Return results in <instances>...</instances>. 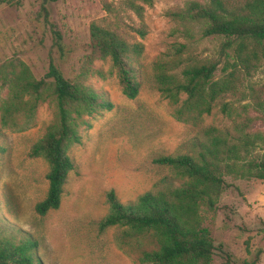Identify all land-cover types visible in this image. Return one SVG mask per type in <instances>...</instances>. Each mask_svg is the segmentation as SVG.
Listing matches in <instances>:
<instances>
[{"label":"rangeland","instance_id":"rangeland-1","mask_svg":"<svg viewBox=\"0 0 264 264\" xmlns=\"http://www.w3.org/2000/svg\"><path fill=\"white\" fill-rule=\"evenodd\" d=\"M124 1H47L45 21L41 0H0V65L20 60L35 78L41 77L50 63L64 77H73L87 51L93 21L116 29L126 40L141 46L133 62L141 72L133 98L122 94L108 59L90 65L104 77L91 72L86 84L102 93L112 108L83 116L84 123L77 128L79 142L67 150L73 168L56 209L43 215L34 211L35 202L46 190L47 163L29 155L31 144L53 118L52 104L40 103L26 129L12 131L0 125V222L15 239L27 235L35 240L39 263L32 264H140L139 251L156 244L147 234L122 238L121 227L98 229V220L108 210L105 192L112 189L117 200L125 203L154 188L164 175L177 184L173 172L153 163L152 158L190 152L191 140L201 127L214 125L232 131V120L238 119L222 113L218 102L209 114L178 121L172 115L175 105L150 86L149 63L175 39L171 34L174 24L164 12L189 0H152L144 7L141 20ZM103 4L114 10H105ZM140 29L142 36L137 31ZM53 31L60 36V49L54 44ZM215 44L214 38L202 39L193 52L210 56ZM222 74L217 69L214 76ZM248 85L264 104V62L249 74H240L239 92L221 101L231 102L235 112L249 118L247 131L264 132V112L252 105V98L241 100L248 102L245 110L235 101L240 92H248ZM222 178L229 186L221 191L214 208L199 211L200 226L208 230L216 247L208 264H246L251 260L264 264V179Z\"/></svg>","mask_w":264,"mask_h":264},{"label":"trees","instance_id":"trees-1","mask_svg":"<svg viewBox=\"0 0 264 264\" xmlns=\"http://www.w3.org/2000/svg\"><path fill=\"white\" fill-rule=\"evenodd\" d=\"M40 9L46 21L44 3ZM152 0H125L140 20L145 6ZM112 12L113 7L103 4ZM173 22L171 34L175 39L149 63L150 86L169 103L175 105L172 115L186 121L209 114L219 102V109L232 120V131L206 125L191 140L190 152L157 155L152 162L166 166L178 179L162 176L154 188L146 190L125 203L115 197L112 189L105 192L108 210L98 220V229L121 227L122 238L149 235L155 242L152 249H141L140 264H208L216 248L208 230L200 226V209L212 210L229 184L223 175L234 178L264 179V132L247 131L248 117L234 111L231 102L221 101L238 93L240 74H249L260 61L264 62V0H189L181 6L165 10ZM143 35V30H137ZM54 44L60 49L59 34L53 31ZM205 38L216 44L210 56L194 54L195 46ZM180 39V40H179ZM139 42H129L116 29L97 21L89 25L87 51L77 73L66 78L50 63L39 78L30 73L20 60L0 65V125L12 131L26 129L32 124L36 107L51 103L53 118L42 135L29 149L30 156L41 157L47 163L44 196L35 202L34 211L43 215L59 205L63 184L73 168L67 150L79 142L77 128L83 116L110 110L112 103L86 84V77L95 60L110 61L122 94L133 98L140 84L141 72L133 64L139 56ZM223 74L215 77L216 70ZM240 92V103L248 96L252 105L264 112V104L254 96L253 87ZM238 91V92H237ZM181 95L183 97L181 98ZM119 236V241L123 240ZM36 242L30 236L15 239L0 222V264L39 263ZM251 260L246 264H254Z\"/></svg>","mask_w":264,"mask_h":264}]
</instances>
